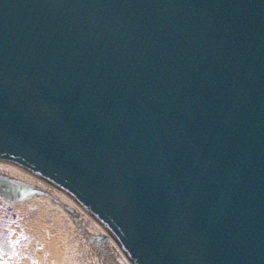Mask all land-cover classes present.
Segmentation results:
<instances>
[{
	"label": "water",
	"instance_id": "water-1",
	"mask_svg": "<svg viewBox=\"0 0 264 264\" xmlns=\"http://www.w3.org/2000/svg\"><path fill=\"white\" fill-rule=\"evenodd\" d=\"M0 160L132 264H264V0H0Z\"/></svg>",
	"mask_w": 264,
	"mask_h": 264
},
{
	"label": "bare ground",
	"instance_id": "bare-ground-1",
	"mask_svg": "<svg viewBox=\"0 0 264 264\" xmlns=\"http://www.w3.org/2000/svg\"><path fill=\"white\" fill-rule=\"evenodd\" d=\"M2 177L40 191V195L16 203L23 210H16L17 214L24 218L19 220L18 231L32 238L31 244L17 252L8 247L9 252L0 253L2 257H32L42 264H132L122 241L75 197L7 160H0Z\"/></svg>",
	"mask_w": 264,
	"mask_h": 264
},
{
	"label": "flooded vegetation",
	"instance_id": "flooded-vegetation-1",
	"mask_svg": "<svg viewBox=\"0 0 264 264\" xmlns=\"http://www.w3.org/2000/svg\"><path fill=\"white\" fill-rule=\"evenodd\" d=\"M15 186H22V185L16 184ZM16 210L23 211L20 208V206L16 204L6 202L5 200L4 201L0 200V250H2V252L0 253L2 254L5 251L9 252V250H5L8 247H11V248L13 247V249L16 252L19 249L20 250L25 249V247L31 244V241H32V238H28L24 234L23 231L22 232L18 231L19 222L20 221L23 222L24 218L20 217L17 214ZM35 249H37L38 251L39 248L35 247ZM20 259L22 261L25 260V262H23L22 264L24 263L27 264L26 263L27 261H31L30 264H42L43 263V262H40V263L33 262L32 257L17 258L14 254H10V255L3 256V257L0 255V264H21Z\"/></svg>",
	"mask_w": 264,
	"mask_h": 264
}]
</instances>
